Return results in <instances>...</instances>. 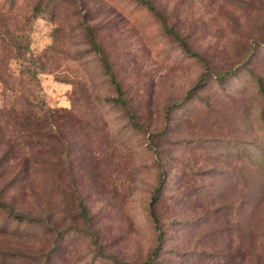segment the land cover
Returning <instances> with one entry per match:
<instances>
[{
	"label": "rangeland",
	"instance_id": "374dc122",
	"mask_svg": "<svg viewBox=\"0 0 264 264\" xmlns=\"http://www.w3.org/2000/svg\"><path fill=\"white\" fill-rule=\"evenodd\" d=\"M153 1L0 0V264H264V0Z\"/></svg>",
	"mask_w": 264,
	"mask_h": 264
},
{
	"label": "trees",
	"instance_id": "16d2710c",
	"mask_svg": "<svg viewBox=\"0 0 264 264\" xmlns=\"http://www.w3.org/2000/svg\"><path fill=\"white\" fill-rule=\"evenodd\" d=\"M137 1H139L142 4L147 5L151 10H153L156 13V15L159 17V19L162 21V23L164 24L165 29L169 33L173 34L175 36V38H177V40H179L181 42L182 46L185 49L188 48L185 38L182 37L179 34V31L176 29L175 26H170L169 27L168 19H167L166 14L154 3L153 0H137ZM36 10H38L39 12L41 11V9H39V7H37ZM97 30H98V27H94V26L89 25V24H87L85 26V29H84V31L87 34L88 41H89V43H90V45L92 47V50H94L96 53H98L101 56L104 64L109 68V64H108V61L106 60L104 48L101 46V44L97 40V37H98ZM207 70L209 71V67L208 66H207ZM220 76H223V75H220ZM111 81L116 86L117 91L119 93V97L118 98H107L106 100L109 101V102H116V103L122 102V103H125L126 101L123 98V92H122L121 86L118 83V81H116V79H115L113 74H111ZM206 81H207V78H204L198 84V86L203 85ZM260 88H261V94H262V96L264 98V86H263L262 82H260ZM193 92H194V90L190 91V93L187 96L188 97L190 96V98H191V96H193L192 95ZM261 115L264 118V105H263V108H262V114ZM253 162H254V165H257V166L261 167V169L262 168L264 169V157L254 158ZM164 188H165V176L163 175V177H162V179H161V181L159 183V186L157 187V189H156V191H155V193L153 195V198H152V201H151V204H150L151 205V209H152V215H153V221H154V224H155V229H156V231L158 233V235H157L158 245H157V247H156V249H155V251L153 253V257H156L159 254V252L162 250V243L165 240L164 228L162 226V223L159 220V217L155 213V205L157 204V202L159 201L161 195L163 194ZM1 205L5 206L3 203H1L0 206ZM10 212H11L10 214H14L13 211L10 210ZM82 214L84 215V217L87 220H89L88 219L89 217H88V215L86 213L85 206L82 207ZM15 216H16V219H18L19 221H25L24 220V216H22L21 214L15 213ZM30 222H31V220L29 221V223ZM239 225L241 226L242 223L239 222ZM153 257H151V258H153ZM151 258L148 261H146L145 264H151V262H152ZM114 261L117 262V263H121L120 261H118L116 259H114ZM122 264H128V263H122Z\"/></svg>",
	"mask_w": 264,
	"mask_h": 264
}]
</instances>
